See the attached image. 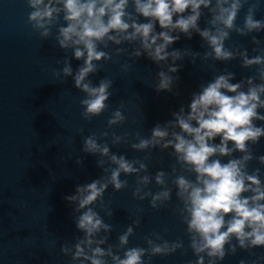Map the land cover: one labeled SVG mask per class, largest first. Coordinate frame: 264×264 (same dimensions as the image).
<instances>
[{
  "label": "clouds",
  "instance_id": "clouds-1",
  "mask_svg": "<svg viewBox=\"0 0 264 264\" xmlns=\"http://www.w3.org/2000/svg\"><path fill=\"white\" fill-rule=\"evenodd\" d=\"M246 4L243 24L238 25V14ZM26 5L31 9L27 23L32 31L47 40L55 28L59 49L71 50L72 57H65L62 68L53 69V75L64 80L72 77L74 87L84 94L80 105L85 121L109 109L107 102L113 87L110 78L104 77L94 85L89 77L101 71V62L115 63L114 57L123 54L133 60L146 57L159 67L154 86L157 93L173 92L179 80L175 74L181 67L176 62L185 57L193 64L197 58L215 62L239 59L242 68L255 67L257 71L256 76L233 83L235 74L225 69L192 94L187 111L181 105L179 111L172 113L173 119L163 125L157 123L148 137L135 134L138 142L130 147L136 152H148L145 159L151 158L154 149L171 150L169 155L175 159L171 174L160 170L153 176L144 160H129L113 153L107 142H100L111 137L112 145L129 143L131 133L117 135L109 131L124 124L123 104L112 111L107 120L109 130L84 137L82 151L100 157L97 166L104 175L77 185L74 194L65 196L82 235L75 238L74 244L62 243L60 252L70 256L73 264H151L153 257L185 250L182 240L169 241L159 232L145 237L146 248L128 247L129 238L141 222L142 208L137 209V217L118 236V243H108L113 225L106 223L100 213L107 217L113 214L111 202L104 199L109 186L114 192L129 188L128 180L121 179L122 174L136 177L132 197L148 200L154 210L167 206L173 194L169 181L174 186L180 205L177 211L186 225L187 247L196 257L189 264H205L206 258L207 264H220L238 248L251 252L264 247V181L260 168L248 171L254 159L264 166V155L255 156L250 147L264 137V124L255 123L264 122V114L259 111L264 109V47L252 35L264 30V19L255 18L260 0H26ZM205 10L209 19L201 28ZM141 17L146 22H141ZM232 32L251 35L256 45L252 51L257 54L250 57L245 48L226 47ZM193 33L207 46L203 54L189 48L169 50L181 34L191 39ZM126 44L134 46L130 53L123 46ZM110 46H114V52L106 51ZM71 59L83 61L75 73ZM131 66L125 63L121 67L128 71ZM216 137H220L218 144L214 143ZM237 152L238 157L234 155ZM223 158H227L226 163ZM76 163L81 165L82 160L77 159ZM153 182L159 191L151 190ZM240 264L246 262L241 260Z\"/></svg>",
  "mask_w": 264,
  "mask_h": 264
},
{
  "label": "water",
  "instance_id": "water-1",
  "mask_svg": "<svg viewBox=\"0 0 264 264\" xmlns=\"http://www.w3.org/2000/svg\"><path fill=\"white\" fill-rule=\"evenodd\" d=\"M247 7L246 4L238 14V25L243 24ZM30 11L26 0H0V264H73L70 256L60 252V245L65 242L74 244L75 238L82 233L77 230L73 210L64 198L74 194L77 185L90 183L104 175L97 166L100 157L82 151L84 137L109 130L107 120L111 112L123 104L124 124L109 131L117 135L131 133L129 143L112 145L111 137L100 142H107L113 153L125 155L129 160H144L153 176L160 170L171 174V167L175 164L174 157L169 155L171 150L161 152L154 149L151 158L145 159L148 152H136L130 147L131 143L138 142L135 134L148 137L157 123L163 125L173 119L172 113L179 111L181 105L187 111L192 94L199 92L202 85L225 69L235 74L233 83L256 76L257 71L255 67L242 68L239 59L215 62L197 58L193 64L190 58L185 57L183 61L176 62L181 67L175 74L179 80L173 92L157 93L154 86L159 67L146 57L133 60L129 54H123L114 57L115 63L101 62V71L89 77L94 85L104 77L110 78L113 87L107 102L109 109L91 121H85L80 105L84 94L74 87L72 77L64 80L53 75V69L62 68L63 59L71 58L72 52L59 49L55 28L47 40L33 32L27 23ZM129 11H132L131 6ZM255 18L264 19V0H260ZM208 19L205 10L200 20L201 28L206 26ZM140 21L146 22L143 17ZM157 31H160L158 24ZM252 35L262 42L260 47H264V30ZM123 46L129 49V53L134 47ZM226 47L245 48L250 57L257 54L252 51L256 45L252 43L251 35L245 37L232 32ZM185 48L201 54L208 50L196 33L191 39L181 34L180 40L169 50ZM106 51L114 52V46ZM82 63L71 59L74 73ZM125 63L132 65L128 71L122 70ZM256 82L259 83L258 80ZM259 111L264 114V109ZM255 123L257 126L264 124L262 121ZM219 142L220 137H216L214 143ZM250 147L255 156L264 155V137ZM234 155L238 157L240 153ZM77 159L82 160L81 165L76 163ZM223 162L226 163L227 158H223ZM256 168H260V178L264 181V166L254 159L248 165L249 173ZM177 174H180L179 166ZM189 178L194 179V176ZM121 179L128 180L129 188L114 192L109 186L104 194L105 201L111 202L112 216L100 213L106 223L113 225L108 243H118V236L137 217V209L142 208L141 222L129 238L128 247L146 248L145 237L159 232L169 241L182 240L185 250L165 257H153L151 264L194 262L196 257L187 247L186 225L178 214L180 205L171 182V201L166 207L154 210L149 207L148 200L137 201L132 197L135 176L122 174ZM150 188L153 192L160 190L154 182ZM120 254L123 255V250ZM260 257H264V247L251 252L238 248L234 255H227L220 264H240L241 260L246 264H253V261L264 264Z\"/></svg>",
  "mask_w": 264,
  "mask_h": 264
}]
</instances>
